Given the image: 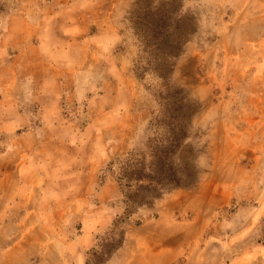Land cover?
<instances>
[{
  "label": "rangeland",
  "instance_id": "obj_1",
  "mask_svg": "<svg viewBox=\"0 0 264 264\" xmlns=\"http://www.w3.org/2000/svg\"><path fill=\"white\" fill-rule=\"evenodd\" d=\"M52 1L0 0V264H264V0Z\"/></svg>",
  "mask_w": 264,
  "mask_h": 264
},
{
  "label": "crops",
  "instance_id": "obj_2",
  "mask_svg": "<svg viewBox=\"0 0 264 264\" xmlns=\"http://www.w3.org/2000/svg\"><path fill=\"white\" fill-rule=\"evenodd\" d=\"M54 1L51 2V4H53ZM127 2H129V0H117L113 5L119 9L124 7L123 5H126ZM72 3V2H71ZM54 4L56 6H62V5H70L69 1L68 0H61V1H57L56 3L54 2ZM77 4L78 2H74V4L72 3L71 5H73V7H77ZM3 39H0V49H2L3 47ZM5 49V48H4ZM3 50V49H2ZM2 80H3V77H0ZM50 83L51 82V67H48L47 65H45V68H44V72L43 74H41V77L39 80H37V83L39 84V86L43 85L44 83L47 84V83ZM56 82V81H55ZM16 83V82H15ZM2 84V81L0 82V85ZM13 85H12V90H7V92H11V96L12 98H9L8 94L7 96H2L0 98V104H3L5 105V103H15L14 101L17 99L15 98L16 96V93L13 89ZM19 92V91H18ZM58 106H59V103H58V100L57 101H54L53 104L51 105V109L53 110L54 113H58ZM41 109H42V106H41ZM44 109V108H43ZM42 109V110H43ZM12 112H16L15 109H11ZM45 112V110H43ZM60 113V112H59ZM133 115V113L129 112L126 116L122 117L121 118V122H122V130H123V133H124V137H128L129 135L131 136L134 132H133V129H134V124L131 120H128L129 118H131ZM19 118H22L24 119L23 116H18ZM135 117H137L135 115ZM18 118V119H19ZM135 119V118H134ZM47 132V137H49V141L50 144L47 148H51V149H48L49 151V155L45 157V162L49 163V175L52 177V176H56L58 177V170L60 171V168L58 167V165L56 163H54L56 161V158L59 157V153L61 151L65 152V156L68 158V161L72 162L71 164H68L67 167L64 166V168H61L62 170L63 169H66V172L67 170L69 171H72L73 172V176H76L77 178H81L83 179V181L85 182H94L96 180L97 177H95V175L97 174V171H99V169L101 168V164H100V161L97 160V164L95 165V163H85V161L89 158L88 156V153L90 151H92V154L94 153V149L92 148L91 145H93L92 143H94V139L93 138H90L87 145L83 148H79L78 147V144L74 143L70 145V147H68L69 145H67L68 143H65V144H62V141H63V138L61 136H63V128H57V129H46V128H42V129H39L38 131H34V132H27V133H32V135L36 136V137H39L40 134H45ZM76 137H79L81 136V134H88L89 132V129L86 128L82 131V133H79V136H78V133L76 131H71ZM75 132V133H74ZM78 132H81V131H78ZM96 135L99 134L98 131H95ZM59 138H58V137ZM75 140V138H74ZM77 140V139H76ZM78 141V140H77ZM97 142H99V139L97 138ZM123 143H125V140L123 141ZM47 145V144H46ZM92 148V149H91ZM80 149L82 150V152L80 151ZM34 151H41V150H38L37 147ZM47 152V151H46ZM96 152V150H95ZM79 158V161H80V166H79V163H75L76 159ZM19 167V168H18ZM18 169L22 168V165H15L14 167H12L13 169V174L11 173H8L7 176L3 177L5 178L3 180V183H10V184H14V182L16 181V178H18ZM96 171V172H95ZM39 175H35V178L31 181H29V183H35V182H38V181H43V180H40V179H36ZM95 179V180H94ZM54 181H56L58 183V180L57 179H52V183H54ZM44 183H47L45 180L43 181ZM85 182H82L83 184H85ZM86 193L88 194H91V191L87 190L85 191ZM84 193L83 190L81 189L80 190V194L78 196H74V198L71 200V202L69 204H62V205H65V209L67 208L68 210H75V208H78V209H83L86 204H87V196L83 194V199L80 198V195ZM8 193L5 194V196L7 195ZM99 196H103L101 193H98ZM4 196V195H3ZM76 201H79V204L77 205L76 204ZM77 206V207H76ZM74 207V208H73ZM76 213H79V214H84V212H80V211H77Z\"/></svg>",
  "mask_w": 264,
  "mask_h": 264
}]
</instances>
